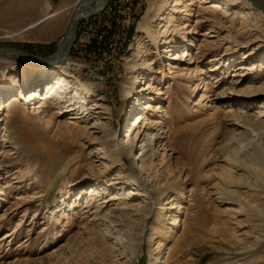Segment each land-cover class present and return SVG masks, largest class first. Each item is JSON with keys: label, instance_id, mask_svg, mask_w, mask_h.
Here are the masks:
<instances>
[{"label": "rangeland", "instance_id": "obj_1", "mask_svg": "<svg viewBox=\"0 0 264 264\" xmlns=\"http://www.w3.org/2000/svg\"><path fill=\"white\" fill-rule=\"evenodd\" d=\"M80 1L0 0V46L53 55ZM136 1L116 67L101 45L68 76L0 60V264H264V16L247 0ZM63 77L73 106L33 114L29 93ZM143 138L136 167L117 157L135 142L139 161Z\"/></svg>", "mask_w": 264, "mask_h": 264}, {"label": "bare ground", "instance_id": "obj_2", "mask_svg": "<svg viewBox=\"0 0 264 264\" xmlns=\"http://www.w3.org/2000/svg\"><path fill=\"white\" fill-rule=\"evenodd\" d=\"M111 1V0H110ZM165 1H168V0H165ZM171 1V0H170ZM174 1V3H173V5H174V8L173 9H177L178 8V5H182V2L181 1H179V0H173ZM248 1V3L252 6V3H251V1L250 0H247ZM135 2V1H134ZM196 1L195 0H189V2H188V4L187 5H191V4H194ZM80 3V2H79ZM110 3V2H109ZM108 3V4H109ZM164 3H167V2H164ZM108 4H107V6H108ZM163 4V3H162ZM106 6V7H107ZM105 7V8H106ZM253 7V6H252ZM105 8H103V9H105ZM254 8V7H253ZM102 9V10H103ZM101 10V11H102ZM162 10V9H161ZM134 11H135V9H134ZM161 13V12H160ZM151 14V12L149 11L148 13H147V16H146V19L149 17V15ZM94 15V14H93ZM93 15H90V16H93ZM137 14H135L134 16H136ZM176 14H173V13H170L165 19H166V21H165V23H163L162 24V27H165V26H167V27H171V26H174L175 24V19H176V16H175ZM263 15V14H262ZM90 16H86V17H90ZM264 16V15H263ZM84 18V17H83ZM162 19H164V16L163 17H161ZM81 21V20H80ZM136 23L138 24V21H137V19L135 18L134 19V21H133V23L131 24V28L134 26V25H136ZM147 22L146 23H143L141 26H140V30L141 31H143V32H145L146 31V33H150V34H156L155 32H154V30L151 28V26H147ZM80 26H81V22H79V24H78V31H77V36H78V34H79V29H80ZM174 31H175V29H174ZM76 36V37H77ZM172 39H176V40H178L177 38H175V37H171V38H169L168 40V42H172ZM71 52H72V50H71ZM71 54V53H70ZM0 57H3V58H0V60H4L5 62H13L14 60L15 61H17V58H12V57H9V56H7V55H2V54H0ZM13 59V60H12ZM71 59L69 58V60H68V62H66V63H56V64H53V65H51V64H41V65H45V67H43V68H41V69H43V70H50L49 68H58V69H60V70H62L64 73V76H68V73H70V72H72V70L75 68V66H81V65H83V63H81V62H79V61H73V62H71L70 61ZM18 62H24V61H20V60H18ZM24 63H26V62H24ZM24 63H19L20 65L19 66H28V65H25ZM29 64H32V65H37V66H39V64H34V63H32V62H28ZM22 69V68H21ZM32 72H36L37 70H40V68H37V67H33L32 66ZM254 69V68H253ZM32 75V74H31ZM6 79V75H4V77H3V79H1L0 80V84L3 82V80H5ZM142 81V79L140 78V76H138V75H136V76H134V79L132 80V81H130V86L132 87V88H135L136 87V84H137V82H141ZM143 83V82H142ZM146 83V82H145ZM144 83V84H145ZM68 85H69V83H68V81L63 77V78H61V80H60V84H58V86H53V85H51V88H50V86H47L46 87V92H48V91H50L51 92V95H50V97L48 96L49 94L48 93H46L45 91H43V90H34V91H31L30 93H29V97L27 98L26 97V100H28L30 103L32 102V104H33V107H32V113L33 114H39L40 112H42V111H44L45 109H48V106H47V102H48V100H49V98H51V100H53V103H54V105H52V107L54 108V109H58V110H62L63 108H70V107H72L73 106V104H72V101H71V99L69 98V96H68ZM140 86V85H139ZM7 87H10L9 85H7ZM151 87V85L149 84L148 85V87L147 88H150ZM259 87H257V86H255L253 83H248V86H247V93H250L251 91L252 92H254L255 90H259L258 89ZM86 90L88 91V93L90 94V93H93L94 92V90L92 89V88H90V87H86ZM136 90V89H135ZM131 91H133V90H131ZM259 92V91H258ZM45 93V94H44ZM126 93L127 94H129L130 93V90H129V88L127 89V91H126ZM246 93V92H245ZM253 95V96H252ZM236 97H239V98H241V100H249V99H253V97L255 96V94H243V96L242 95H240V94H236L235 95ZM252 96V97H251ZM2 99H5V97H2ZM132 102V101H131ZM50 103V102H49ZM2 105L3 104H1L0 103V109H1V107H2ZM75 108L76 107H74V108H72L71 110H75ZM41 109H42V111H41ZM77 109V108H76ZM263 116V115H262ZM136 118H137V120H136V126H137V124L139 123V122H141V118H140V116L139 115H137L136 116ZM231 124L234 126V127H239L240 126V123H238V122H231ZM133 134H134V130H133V132L130 130L128 133H127V135H126V137H127V139L128 140H130L131 141V139H133ZM158 134V133H157ZM157 134H154L153 136H154V138H157V139H159L160 137H158V135ZM156 139V140H157ZM134 140V139H133ZM9 141V140H8ZM141 141V146L139 147L140 148V150H139V153L141 154V156L138 158V159H140L139 161H137L136 160V158L135 157H133L134 155H133V153H134V151H136L137 152V148H138V145H136L135 144V142L131 145V146H124V147H118V150H119V152L116 154L117 155V157H119L121 160H122V158H124V156H130V157H132V161L130 162V167H136L139 163H141L142 162V160L143 159H145V155L147 156V152H148V150L150 149V144H149V142L147 141V139H145V138H143L142 140H140ZM133 141H131V143H132ZM154 142V141H153ZM2 154H4V151H2V148H0V156L2 155ZM131 160V159H130ZM127 177L128 178H130V179H137V176L136 175H134V173L132 172V171H130V173H128L127 174ZM117 183H119V182H117ZM143 187H142V190H143V194L144 195H146L147 194V192H148V186L147 185H142ZM134 194V191L132 190V189H128V191L127 192H124V195H125V197H114V199H118V198H124V199H128V196H132ZM138 196V195H137ZM134 198V197H133ZM161 243V242H160ZM159 246H162V244L161 245H159ZM135 248V247H134Z\"/></svg>", "mask_w": 264, "mask_h": 264}, {"label": "built area", "instance_id": "obj_3", "mask_svg": "<svg viewBox=\"0 0 264 264\" xmlns=\"http://www.w3.org/2000/svg\"><path fill=\"white\" fill-rule=\"evenodd\" d=\"M135 0H111L108 6L100 11L99 14L84 17L81 19L79 34L76 37L70 58H78L83 60L84 56L88 59H98L94 53V49L101 45L103 49L100 57L99 65L104 68L105 65L112 62L115 66L114 57L110 60L107 52L116 53L120 46L127 42L130 36L131 24L137 14ZM134 9H136L134 11ZM113 16H118L117 26H112ZM101 49V48H100ZM85 59V58H84ZM82 67H86L83 61ZM116 67V66H115ZM93 73L97 78H101L95 69Z\"/></svg>", "mask_w": 264, "mask_h": 264}, {"label": "water", "instance_id": "obj_4", "mask_svg": "<svg viewBox=\"0 0 264 264\" xmlns=\"http://www.w3.org/2000/svg\"><path fill=\"white\" fill-rule=\"evenodd\" d=\"M254 9L259 10L264 15V0H250ZM110 0H81L76 7L68 28L64 33L56 52L53 55L32 54L25 50L0 46V54L17 58V61L32 62L34 64H56L66 63L70 58L73 43L77 36L78 24L83 17L98 13L107 6Z\"/></svg>", "mask_w": 264, "mask_h": 264}, {"label": "crops", "instance_id": "obj_5", "mask_svg": "<svg viewBox=\"0 0 264 264\" xmlns=\"http://www.w3.org/2000/svg\"><path fill=\"white\" fill-rule=\"evenodd\" d=\"M138 2L135 0V6L137 7V9H138V4H137ZM136 10V9H135Z\"/></svg>", "mask_w": 264, "mask_h": 264}]
</instances>
